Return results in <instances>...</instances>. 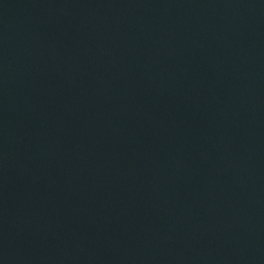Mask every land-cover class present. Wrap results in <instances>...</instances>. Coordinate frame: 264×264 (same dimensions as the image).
Here are the masks:
<instances>
[{"label": "water", "instance_id": "1", "mask_svg": "<svg viewBox=\"0 0 264 264\" xmlns=\"http://www.w3.org/2000/svg\"><path fill=\"white\" fill-rule=\"evenodd\" d=\"M0 264H264V0H0Z\"/></svg>", "mask_w": 264, "mask_h": 264}]
</instances>
